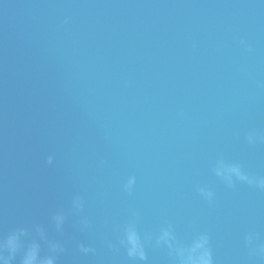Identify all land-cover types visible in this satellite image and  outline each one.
<instances>
[{"label":"water","instance_id":"obj_1","mask_svg":"<svg viewBox=\"0 0 264 264\" xmlns=\"http://www.w3.org/2000/svg\"><path fill=\"white\" fill-rule=\"evenodd\" d=\"M12 235L9 264H264V0H0Z\"/></svg>","mask_w":264,"mask_h":264},{"label":"clouds","instance_id":"obj_2","mask_svg":"<svg viewBox=\"0 0 264 264\" xmlns=\"http://www.w3.org/2000/svg\"><path fill=\"white\" fill-rule=\"evenodd\" d=\"M19 247L20 242L17 235L9 236L5 241L0 242V248H7L13 254L18 250ZM0 261H2V264H9V259L4 258L2 255H0ZM22 264H54V262L51 258L40 260L38 245H32L28 249ZM199 264H211L210 254L205 252L200 258Z\"/></svg>","mask_w":264,"mask_h":264}]
</instances>
